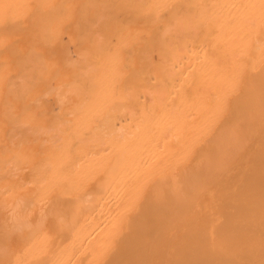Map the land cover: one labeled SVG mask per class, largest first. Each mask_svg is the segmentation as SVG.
<instances>
[{"label": "bare ground", "instance_id": "1", "mask_svg": "<svg viewBox=\"0 0 264 264\" xmlns=\"http://www.w3.org/2000/svg\"><path fill=\"white\" fill-rule=\"evenodd\" d=\"M3 263L264 264V0H0Z\"/></svg>", "mask_w": 264, "mask_h": 264}, {"label": "rangeland", "instance_id": "2", "mask_svg": "<svg viewBox=\"0 0 264 264\" xmlns=\"http://www.w3.org/2000/svg\"><path fill=\"white\" fill-rule=\"evenodd\" d=\"M61 38H63V44L66 46V48H67V51H68V53H69V56L73 59V58H75V51H74V48H73V45L71 44V43H69L68 41H67V36H62ZM66 38V39H65ZM67 41V42H66ZM66 42V43H65ZM71 51V52H70ZM71 54V55H70ZM154 59H156V57L154 56ZM51 96V95H50ZM49 97V95L47 96V98ZM53 97V96H52ZM52 97H49V99H47V103H45L44 102V99H45V101H46V98H45V96L42 98L43 99V101L41 100V104L43 105V104H45L47 107H46V109H48L49 108V112H48V110H47V114H49L48 116H50L51 114H52V112H53V114L50 116V117H58L59 116V107H58V105H57V101H56V99L53 97V99H55V100H53L52 101ZM48 100H49V102H48ZM48 103H49V105H50V107H49V105H48ZM51 103V104H50ZM55 103V104H54ZM45 105H44V107H45ZM50 108H52V109H50ZM45 109V108H44ZM48 229V232H51L50 230V228H52V227H50V226H48L47 227ZM52 231H53V229H52ZM54 232V231H53ZM54 234H56V236L58 235L59 236V234H57V232L56 233H54ZM50 236L52 237V238H54L53 237V233L51 232L50 233ZM60 237V236H59ZM51 238V239H52ZM56 238H54L53 240H55ZM58 239V238H57ZM53 240L51 241V243H52V246H50V247H52L51 249L49 248V250L51 251H53L54 249L53 248H55L56 246V244H54V246H53V243H55V241L53 242ZM59 240V239H58ZM57 241V240H56ZM12 242H13V244H12ZM11 243H10V247H13V248H9V250L10 251H12V249L14 250V251H16L15 253H19L20 251H21V248H22V244L20 243V242H18L17 241V243H16V245L14 244L16 241H12ZM59 242V241H58ZM57 243V242H56ZM12 245V246H11ZM14 245V246H13ZM17 245H18V247H19V249H20V251L18 252L17 250H19L18 249V247H17ZM17 249H16V248ZM51 251V252H52ZM14 253V252H13ZM3 264H5V263H3Z\"/></svg>", "mask_w": 264, "mask_h": 264}]
</instances>
